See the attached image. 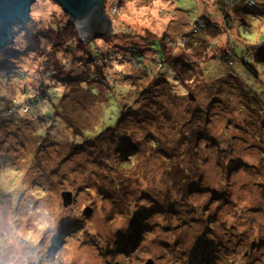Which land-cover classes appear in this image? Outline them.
Instances as JSON below:
<instances>
[{"label": "rangeland", "instance_id": "rangeland-1", "mask_svg": "<svg viewBox=\"0 0 264 264\" xmlns=\"http://www.w3.org/2000/svg\"><path fill=\"white\" fill-rule=\"evenodd\" d=\"M218 1L105 0L112 19L110 31L81 40L78 55L71 52L60 57L64 70L77 73L88 60L82 51L88 48L93 52L90 61L106 65L109 84H94L99 97L74 92L85 105L95 98L99 104L104 100L100 106L94 104L93 114L75 116L85 125L96 122L100 131L116 127L135 106V90L159 81L158 95L149 102L155 105H146L149 113L137 120L143 123L132 121L107 132L108 141L99 142L102 156L113 154L107 159L111 171L99 169L95 162L99 153L76 145L78 138L65 123H57L52 135L38 138L37 121L23 123L28 133H6L0 121V264H147L149 260L154 264H264V162L261 153L251 148L250 134L230 130L223 110L211 103L214 87L220 85L217 79L228 74L261 94L243 58L247 46L264 42V0H255L257 4L248 8L252 12L242 16L240 25L234 24V31L223 20ZM64 15L56 2L38 0L26 27H54ZM204 17L212 18L215 33L197 31ZM215 27L224 31L226 27L228 32L219 34ZM149 33L170 37L167 44L173 47V56L183 59L180 76L168 62H162L160 46L143 39ZM15 42L8 50L27 47L22 30L15 34ZM41 56L23 53L15 62V71L0 75V110L6 108L4 101H28L42 84H50L60 87L53 91L57 97L51 104L50 100L42 102L41 107L46 115L52 111L59 93L67 89L41 75ZM194 128L199 130L197 137ZM123 130L141 151L138 159L126 160L127 169L117 167L114 155L116 146L125 145L111 143V135ZM152 136L177 140L173 148L178 156L172 155L170 172L165 173L166 164L150 148ZM254 164L263 169L262 179L253 173ZM194 165L210 187L216 180L228 184L229 179L232 203L220 206L211 202L209 193H189ZM44 169L58 170L55 180L43 174ZM120 178L128 179L131 190L124 188L126 182ZM110 189L118 195L113 196ZM67 192L73 194L68 207L63 196ZM153 195L159 204L154 205ZM170 199L182 204H176V213ZM138 204L149 209L142 211ZM157 206L160 210L151 209ZM131 210L137 217H129Z\"/></svg>", "mask_w": 264, "mask_h": 264}, {"label": "trees", "instance_id": "trees-1", "mask_svg": "<svg viewBox=\"0 0 264 264\" xmlns=\"http://www.w3.org/2000/svg\"><path fill=\"white\" fill-rule=\"evenodd\" d=\"M217 4L221 16H223V20L225 19L227 22L229 30L232 29V31H234L235 25L237 27L238 24H241L238 21L242 19V16L245 13L252 12L248 8L255 6L257 2L255 0H219ZM32 25H34V23ZM212 25V18L204 17L198 21L196 29L197 31L206 32L209 30V32L215 33L213 32ZM215 28L218 29L217 33L219 34H224L225 31H227L226 27L225 31L218 27ZM21 30L23 31L27 47L24 50H19L16 47H11V49L6 52H0V75L5 72L15 71V68L13 67L16 64V60L20 59L23 56V53L32 52L38 55H42L41 57L43 58V62L41 65V69L43 72L41 73V75L45 76L49 82L52 80L56 82V84H62L67 90L64 91L62 95L59 93V101L58 103L52 105V111L49 112L48 115L43 113V107H41V103L50 100L51 104V101H53V99L57 97L56 92H53L54 89L59 90L60 87L52 86L50 84H42L41 89L39 90L37 95L34 96V98L29 97V99H26L28 101L23 100L24 102H21L19 99L10 100L9 102L4 101V103L7 104L6 108L5 110H0V121L2 122L1 127H3L2 129H7L8 132L6 133H16L18 130L28 133V130L23 128L25 125H23V123H34L37 121L40 124H37L40 127L37 137L45 138L50 134L52 135L53 132H56L54 131V129H56L55 127H58L57 123H65L70 132H74L76 135L72 136L78 138L76 145L88 150H96L99 155H97V161L95 162L98 164L99 169L105 168L103 169L104 171H111L112 168L108 166L107 161L112 157L113 154L102 156L101 154L103 152V149L100 147L99 142L101 140L102 142L108 141L105 138L107 132L113 133L115 130L118 131V129L127 126L128 123L137 121L139 118L149 113V109L147 110L148 107L146 105H155L153 104V102H149L151 101V98L155 97V94L156 96L158 95L157 85L159 81L156 82L155 79L150 82L148 86L142 87V89L140 88L139 90L137 89V86L133 85L132 87H135L137 89L135 90L137 94L135 97V106L129 108L125 112L116 127L105 128L100 131L97 125H95L96 122H92L90 126L89 124L85 125V123H80L78 121L79 119L76 120L75 116H82L83 114H87L88 112L93 114L94 112L92 111V109L96 106H100L104 100H102V102H100L99 104L98 98H95L93 101H91V105H85V103L80 100L78 92L75 94L74 92L77 90H82V92H84L85 94L90 93L95 97H99L98 92H96L95 90L94 84H109L107 83L104 72V70L106 69V65H95L92 60H89L92 58L93 52L91 53L88 48H84L83 50L80 48V50L83 51V54L85 56L87 55L88 58V60L83 63L80 71L76 73L75 71L64 70L65 66H63V62L61 61L60 57H62L63 54L71 52H73L74 55H78L77 50L81 45H83V42L78 35L77 29L71 22H69L68 15H66L65 13L64 17L54 27L52 25H48L46 27H22L16 31V34L18 35ZM233 35L235 36L234 33ZM169 38L170 37L165 35H163L162 37H157L153 33H149V36L147 34L146 36H143V39H147L149 44L160 46V49L162 50L161 52L164 55V59L162 62H168L170 64L169 66L172 67V69L180 76L181 72L179 66L183 63V59L182 57L175 58L176 56H173V47H169L167 44ZM170 44L173 46L175 45V43ZM239 44L240 42L236 45ZM93 51L95 52L94 48ZM97 53L98 52H96V54ZM99 55L100 54L98 53L97 56ZM139 56L144 57L143 55ZM158 58L162 59L159 55ZM142 60L144 61V58H142ZM243 65L245 66L247 72L257 80L258 85L261 88V94H255L251 89L247 88L244 81H242L239 77L228 74L224 75L222 79H217V82L219 81L220 85H218L219 89L214 87V91L211 96V103H214L215 106L223 110L222 115L230 123V130L237 129L241 132L250 134L249 138L253 141L251 148L261 153L260 158L262 159L261 161L264 162V42H262L261 44H254L246 47V56L243 58ZM78 84L80 86H77ZM24 104L28 106V111L25 110L24 107L21 108V105ZM94 104L97 105L94 106ZM80 107L82 109H80ZM11 108L12 110L15 108L13 110V113H10ZM76 111H78L77 114ZM225 112L229 113V117H227ZM77 121L80 124H78ZM137 122L143 123L141 121ZM194 130V136L197 137V135L199 134V130L196 128H194ZM127 133V131L123 130L117 136L111 135V143L117 141L118 144L122 142L125 145L123 147H121L120 145L116 146V153L114 154L115 158L117 159V167H119L120 169H127L126 160L129 159V161H131L133 157H136L138 159L140 151L139 145L135 142H132L131 137L127 136ZM159 139L160 138L158 137L152 136L150 148H153L155 151H157L156 156L159 157L160 161H163L166 164L167 169L165 168V173L166 171L170 172L171 170L169 167L172 165V163L170 162L171 157L172 155H174L175 158H177L178 156V153H175V150L173 148V143H175L177 140L173 141V137L171 139L165 140ZM195 144L200 146L199 142H195ZM196 145H194V147H196ZM40 147L42 146L40 145ZM142 150L143 152L145 151L143 146ZM225 158L231 157L225 155ZM230 162L233 163L234 161L231 160ZM254 165L255 170L253 171V173L255 174L258 172L260 179H262V170L264 168L259 169L256 164ZM196 166L197 165H194L192 168L193 180L191 181V188L189 193L192 191L193 196H197V194L202 195L209 193L212 195L211 202H214L216 205L220 206H222L224 202L232 203L229 197L231 193V185L227 186L229 184V179H227L228 184L221 183L220 181L216 180L215 183L217 184L214 185V187H210L205 183L200 169L196 168ZM48 170L49 171L44 169L41 170V172L43 171V174H45L50 180H55L54 173H58V170H54V172L53 169ZM118 173H120V171H118ZM120 175L124 176L123 173H121ZM227 178L231 177L228 175ZM121 180L123 182H126L124 184V188L126 187L127 190H131V185L127 182L128 179L125 178ZM103 184L107 183L105 182ZM98 188V190L102 192L101 187ZM114 191L117 190L110 189V193L113 196L118 195ZM143 194H141V197L143 196ZM111 200H114V198H111ZM152 200H154V205L159 204V199L157 198V196L153 195ZM169 202L170 204H172L171 208L176 209L175 213L179 211V206L176 205L177 203L182 205L179 201L170 199ZM139 205L140 210L142 211H144V209H149L148 207L141 208V204H138V206ZM135 209L137 210L138 208L135 206ZM151 209L153 211L160 210V207H151ZM193 209L194 206H192L191 210ZM140 210H137L139 214ZM132 216L137 217L134 210H131L129 217ZM135 224L137 225V221L135 222ZM130 235L131 234L129 233L127 237ZM210 250L211 249H209V251Z\"/></svg>", "mask_w": 264, "mask_h": 264}, {"label": "water", "instance_id": "water-1", "mask_svg": "<svg viewBox=\"0 0 264 264\" xmlns=\"http://www.w3.org/2000/svg\"><path fill=\"white\" fill-rule=\"evenodd\" d=\"M38 0H0V52H6L15 42L16 30L26 27L31 20L33 5ZM69 16L76 26L81 40L87 41L99 34L105 35L112 19L107 14L105 0H52ZM65 206L73 200V194L64 195ZM107 264H112L107 262ZM147 264H154L149 260Z\"/></svg>", "mask_w": 264, "mask_h": 264}, {"label": "built area", "instance_id": "built-area-1", "mask_svg": "<svg viewBox=\"0 0 264 264\" xmlns=\"http://www.w3.org/2000/svg\"><path fill=\"white\" fill-rule=\"evenodd\" d=\"M23 107H24L25 110L28 111V106H27V105H25V104H24V105H21V108H23ZM14 109H15V108H14ZM14 109H13V110H14ZM13 110H12V108H11L10 113H13Z\"/></svg>", "mask_w": 264, "mask_h": 264}]
</instances>
